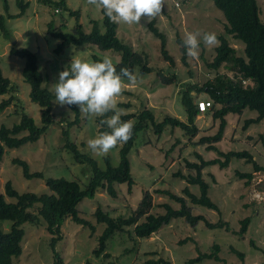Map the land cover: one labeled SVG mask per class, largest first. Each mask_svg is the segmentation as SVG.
<instances>
[{
    "label": "rangeland",
    "instance_id": "rangeland-1",
    "mask_svg": "<svg viewBox=\"0 0 264 264\" xmlns=\"http://www.w3.org/2000/svg\"><path fill=\"white\" fill-rule=\"evenodd\" d=\"M7 1L9 10L5 12L0 0V15L21 11L18 0ZM54 1L58 0H50V3L46 0H22V3H27L22 15L7 18L3 31L0 30V68L14 86V94L19 99V105L12 102L0 112V125L11 127L13 123H17L20 120L19 111L32 116L36 123H41V107L29 99V85L23 80L24 60L13 54L11 48H25L36 55L43 85L53 94V121L41 137L36 142H28L17 148H5L0 163V193H4V185L8 180L19 192L41 194L48 191L45 185L46 177H64L76 180L82 185L89 173L87 165L77 163L64 147L65 137L62 130L68 122L75 119V115L67 105L61 106L54 102L53 84L58 81L59 72L70 64L73 55L86 59H92L93 55L100 58L107 55L115 64L120 60V53L101 50L91 43L69 44L56 53L54 48L60 39L46 32L50 20H53L57 30L67 32L73 30L76 22L82 25L85 32L91 30L92 20L97 22L101 30L103 25L100 8L89 5L87 0H65L69 9L79 10L77 21L67 10L58 9L59 12H56ZM257 2L260 18L264 22V0ZM152 20L154 26L165 34L166 49L173 57L174 64L170 65L162 56L160 40L149 30L148 22L142 21L133 25L116 23L117 37L144 56L147 65L152 68L151 72L144 75L135 69L136 83H130L125 78V91L117 98V107L125 114H136L145 108L149 109L158 121L166 115L186 121L179 90L187 84L200 86L214 76V71L210 70L206 63L212 60L217 45L205 46L201 42L198 57L192 58L183 46L185 33L208 31L216 35L222 34L225 18L212 0H166L162 13ZM227 37L236 54H243V44L232 36ZM182 48H185V52ZM221 71L224 72L225 69ZM160 74H174L176 77L173 82L164 84L160 80ZM9 94L0 96V100ZM194 96L195 101L207 99L211 102L205 112H199L195 117L197 133L189 137L183 134L179 127L169 126L160 135L151 128L138 132L128 153L130 173L134 180L131 189L128 190L126 183L115 184V197L108 195L105 190H99L93 198H84L77 205L79 216L95 226L93 232L87 226L73 222L69 217L63 219L60 226L61 239L54 246V251L61 258L58 264H142L148 259L159 258L169 260L172 264H189L186 263L187 259L195 257L198 251L211 252L213 244L219 246L218 255L221 261L203 259L192 264H264V170L254 171L252 163L236 157L232 158L225 168H219L217 165L205 166L201 174L209 185L208 195L218 206V210L193 204L183 192V188L187 186L190 192L198 195V186L187 183L186 179L177 175L178 172L183 176L194 175L195 170L189 168L186 162L199 163L197 154L204 160L216 158L217 150H246L256 163L264 167V119L243 129L244 121L254 118L256 111L246 108L241 114H227L221 141L214 144L217 150H208L207 144L199 143L198 140L202 136L214 134L218 120L212 118V100L209 94L200 92ZM79 114V122H73L68 129V139L76 143L81 152L94 158L101 168L105 167V156H109L111 164L117 165L121 145L105 156L93 152L88 147V140L99 134L96 117L81 112ZM128 120L135 122V118ZM14 158L25 160L31 172L40 171L44 177L24 178L21 166L13 162ZM235 171L251 172L252 177L246 182V178L237 177ZM157 190H169L176 196L184 197L192 214H201L210 222L221 219L227 223V227L210 229L202 221L193 227L183 218H174L147 238L136 237L131 227H126L122 232H115L107 240L102 254L95 256L92 250L97 246V237L104 228V223H97L95 220L96 209L108 212L113 218L127 217L147 191L151 196L150 213H163L165 209L162 204L165 202L173 208H179V202ZM5 198L12 201L7 196ZM246 216L250 218V222L246 232L240 235L237 233L240 220ZM0 228L7 231L9 223L0 221ZM23 228L22 252L20 256L13 258V264H53L56 259L50 238L55 235L42 225L25 223ZM231 248L241 252L244 258L241 260ZM104 253L109 256L104 257Z\"/></svg>",
    "mask_w": 264,
    "mask_h": 264
},
{
    "label": "trees",
    "instance_id": "trees-1",
    "mask_svg": "<svg viewBox=\"0 0 264 264\" xmlns=\"http://www.w3.org/2000/svg\"><path fill=\"white\" fill-rule=\"evenodd\" d=\"M50 3V0H46ZM214 6L220 10L225 18L224 31L217 34L219 44L215 47V54L206 65L214 71V76L206 80L202 85L187 84L179 90L180 102L186 113V121L179 120L171 116H164L161 120H156L153 112L149 109H143L139 113H127L121 116L122 120L135 118V127L132 137L119 148V160L117 165L110 163L109 156L104 157L105 167L101 168L97 161L87 153L81 152L76 143L68 139L69 127L71 124L79 122V108L76 105L68 106L74 112L75 119L66 124L62 130L65 137L64 147L72 155L73 159L80 164H86L89 170L86 179L82 185L76 180H68L64 177H46L45 185L48 189L46 193L37 194L34 192H19L8 180L4 185V193H0V221H7L9 229L3 231L0 228V264H13V258L20 256L22 252L21 240L24 236L23 224L45 226L48 232L55 236L50 238V245L56 259L53 264L61 262V258L54 251L55 243L61 239L60 226L65 217H69L73 222L87 226L93 232L95 226L88 220L79 216L77 205L84 198H93L97 191L105 190L108 195L115 197L117 194L115 184L126 183L128 190L134 184L130 173V161L128 153L133 146L138 132L151 128L156 134L160 135L163 130L169 127H179L183 134L193 137L198 128L195 124V117L199 110L196 106L195 96L200 92L209 94L212 100L211 115L214 120H218V127L214 134L202 136L199 143H206L208 150H217L215 143L221 141V137L226 125V115L229 113L241 114L244 109L256 111L254 118L244 121L243 129L250 124L258 123L264 119V22L260 18V8L257 0H212ZM3 9L8 12L9 5L7 0H2ZM27 3L18 0L21 11L16 14L0 15V30L5 27L7 18H17L22 15ZM54 8L67 10L70 16H74L76 21L79 19V10L68 8L65 0L54 1ZM102 14L101 30L97 22L92 20L93 25L89 32H85L80 23L76 22L71 32L59 31L55 28L53 20L47 23L46 32L54 38L60 39V42L54 48L56 53L69 45H82L86 43L95 44L101 50H112L120 53V60L116 64L117 71L122 67L129 68L133 73L138 69L140 74H147L152 68L147 65L144 56L132 50L131 46L121 41L116 35V23L111 22L100 9ZM55 14V12H54ZM149 30L160 40V51L165 60L170 65L174 64L173 57L166 49V36L154 26V20L148 22ZM232 36L243 44V54L237 55L236 50L229 44L228 37ZM179 40V39H178ZM185 52V48H182ZM11 52L24 60L22 76L24 82L29 85V99L41 107V123L35 122L34 118L25 112L20 113V120L13 123L11 127L0 125V163L5 148H17L28 142H36L47 130L52 120V92L43 85V77L37 65L36 55L28 49L11 48ZM100 57L93 55L92 60H99ZM183 55V61H184ZM225 69V71H221ZM175 75L160 74V80L164 84H169L175 80ZM243 79H249L253 83L244 85ZM14 86L11 85L8 77H5L0 68V96L9 94L0 100V112L8 107L12 102L18 103L19 99L14 94ZM192 91L193 94H192ZM211 105V102H210ZM20 108V107H19ZM109 113L108 115H111ZM104 117H96L98 124V133L110 131L106 125L101 123ZM179 139H177V142ZM264 146V140H262ZM174 146V145H173ZM172 146V147H173ZM218 156L209 160H204L200 154H197L199 163L186 162L189 168L195 170V174L183 176L180 172L178 176L186 179L187 183L197 185L199 194L196 195L189 191L188 187L183 188V192L189 200L196 205H201L209 209L218 210V206L208 195V183L203 179L201 170L208 165H217L219 168H225L229 165L232 158H244L246 162L252 163L254 171H263L264 167L255 162L253 156L246 150L241 151H220ZM14 163L21 166L24 178H43L40 171L31 172L29 165L25 160L14 158ZM239 178H246L248 182L252 177L251 172L235 171ZM159 193L167 194L172 200L180 203L179 208H173L169 203L162 204L165 211L159 214L149 212L151 207V196L147 191L141 198L138 206L127 217L117 216L113 218L108 212H103L97 208L94 215L97 223H104L102 232L98 235L97 246L92 250L95 256H100L105 250L107 240L115 233L122 232L126 227H131L132 233L136 237L147 238L155 233L162 226L167 225L174 218H183L189 225L195 226L202 221L208 228L227 227V223L221 219L216 222L208 221L201 214H192L190 206L184 197L176 196L169 190H157ZM5 196L12 199L6 200ZM250 218L248 216L240 220L238 234L243 235L248 227ZM189 238H186V240ZM186 240H184L186 242ZM252 243V241H250ZM235 251V254L242 260L244 255ZM218 244L212 245L211 252H199L186 263L192 264L200 262L203 259H214L221 261L218 255ZM104 253V257H108ZM110 264V263H108ZM142 264H172L166 259H148Z\"/></svg>",
    "mask_w": 264,
    "mask_h": 264
},
{
    "label": "clouds",
    "instance_id": "clouds-1",
    "mask_svg": "<svg viewBox=\"0 0 264 264\" xmlns=\"http://www.w3.org/2000/svg\"><path fill=\"white\" fill-rule=\"evenodd\" d=\"M87 3L102 9L111 22L133 25L142 21L151 22L159 16L166 0H87ZM201 42L205 46L219 43L214 32H187L183 46L188 56L198 57ZM125 78L130 83L137 82V76L129 68L122 67L117 71L110 56L92 60L73 55L70 64L59 72L58 81L53 84L55 103L61 106L77 105L85 115L104 117L101 123L110 131H102L88 140V147L101 156L127 143L133 134L135 122L122 120L121 116L125 113L117 107V98L125 91ZM199 101H196L198 110Z\"/></svg>",
    "mask_w": 264,
    "mask_h": 264
},
{
    "label": "built area",
    "instance_id": "built-area-1",
    "mask_svg": "<svg viewBox=\"0 0 264 264\" xmlns=\"http://www.w3.org/2000/svg\"><path fill=\"white\" fill-rule=\"evenodd\" d=\"M249 82H251V80L249 79H243L242 83L244 85L250 84ZM251 85V84H250ZM199 105H200V109L201 111H205L207 109L208 106H210V102L209 101H199Z\"/></svg>",
    "mask_w": 264,
    "mask_h": 264
},
{
    "label": "crops",
    "instance_id": "crops-1",
    "mask_svg": "<svg viewBox=\"0 0 264 264\" xmlns=\"http://www.w3.org/2000/svg\"><path fill=\"white\" fill-rule=\"evenodd\" d=\"M199 100H203V99H199ZM206 100H207V99H206ZM206 100H205V101H206ZM208 101H209V100H208Z\"/></svg>",
    "mask_w": 264,
    "mask_h": 264
},
{
    "label": "water",
    "instance_id": "water-1",
    "mask_svg": "<svg viewBox=\"0 0 264 264\" xmlns=\"http://www.w3.org/2000/svg\"><path fill=\"white\" fill-rule=\"evenodd\" d=\"M13 39V38H12Z\"/></svg>",
    "mask_w": 264,
    "mask_h": 264
}]
</instances>
